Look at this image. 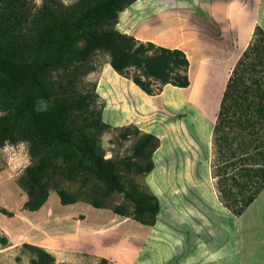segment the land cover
<instances>
[{"label": "trees", "instance_id": "obj_1", "mask_svg": "<svg viewBox=\"0 0 264 264\" xmlns=\"http://www.w3.org/2000/svg\"><path fill=\"white\" fill-rule=\"evenodd\" d=\"M135 1L77 0L62 8L56 0H44L27 25L24 0H0V148L28 146L31 164L18 179L27 196L25 210L44 207L55 175L69 181L79 178L83 186L92 178L94 208H105L106 198L120 194L123 202L112 208L115 215L155 224L158 199L125 181L119 166L127 172L150 173L159 140L124 127L121 140L138 136L132 155L120 161L105 159L98 135L108 125L93 108L95 93L72 88L73 77L97 51L107 53L113 71L148 96L166 85L189 87V61L182 50L141 43L114 29L119 13ZM212 147L219 200L240 216L264 189V31L259 27L225 84ZM57 195L61 207L78 202L65 190H57ZM0 213L13 216L3 208ZM0 243L5 245L7 239ZM25 247L35 255L31 264H68L56 263L38 247Z\"/></svg>", "mask_w": 264, "mask_h": 264}, {"label": "rangeland", "instance_id": "obj_2", "mask_svg": "<svg viewBox=\"0 0 264 264\" xmlns=\"http://www.w3.org/2000/svg\"><path fill=\"white\" fill-rule=\"evenodd\" d=\"M24 1L26 6L23 11L28 25L44 0ZM56 1L62 8L72 7L77 2ZM114 29L129 36L132 24H129L126 9L119 15ZM223 42L220 40L213 44H217L220 49L226 48V41ZM151 43L159 46L157 42ZM197 53L195 56H199ZM241 54L236 51L226 56L211 50L204 52L203 57H196V68L204 70H201V75L196 69L198 79L203 77V92L209 89V93L207 95L205 92L201 100L198 98L200 103L194 107L166 101L162 97L170 88L165 86L159 94L147 95L145 98L130 79L119 74L120 77H117L109 70V55L103 51L95 52L73 77L72 88L76 93H95L93 108L108 125L98 135L105 159L120 161L132 155V146L138 136L132 135L128 140H121L119 136L124 127H135L139 135L150 133L159 140V147L152 155L154 169L150 173L127 172L122 166H119V170L125 181L135 182L143 191L158 199L162 209L160 223L167 221L168 231L163 237L170 235L169 240L179 241L176 243L178 248L173 249L172 264L184 258L205 262L208 254L215 264H264V246L258 242L264 235L260 228V223L264 224V194L238 220L223 211L216 202L214 204L212 196L214 190L219 200L216 180L213 179V127L225 84ZM208 67L209 71H206ZM130 74L132 71H129ZM30 164L26 143L0 148V208L13 214L9 218L0 213V239H7L5 245L0 243V264H31L35 255L25 247L26 244L42 249L56 263L98 264L102 259L101 250L106 255V251L111 250L118 241L129 240V229L139 227L138 222L131 218H123L127 220L117 224L112 208L123 202L120 194L106 198L103 209L91 205L96 183L92 178H88L83 186L79 178L69 181L55 175L49 180V199L44 207L36 212L25 210L23 205L27 196L19 187L18 179ZM60 189L76 196L78 202L72 207H61L57 195ZM258 211L260 221L257 218ZM110 224H117L114 230L105 228L110 227ZM86 227L88 235L79 236ZM206 227H210L213 234L208 235L203 231ZM53 239L54 246H51ZM204 248L209 250L207 255ZM157 257L154 262L158 261ZM210 261L208 264H211ZM107 264L115 263L107 260Z\"/></svg>", "mask_w": 264, "mask_h": 264}, {"label": "crops", "instance_id": "obj_3", "mask_svg": "<svg viewBox=\"0 0 264 264\" xmlns=\"http://www.w3.org/2000/svg\"><path fill=\"white\" fill-rule=\"evenodd\" d=\"M126 12H128L129 24H132L129 36L137 40L157 42L159 46L168 49L182 50L186 56L189 52H198L197 55L201 57L204 52L211 50L213 53H222L226 56H231L236 51L242 53L250 43L256 27L264 31V0H137L126 8ZM216 39L223 40V43L226 41V48L220 49L217 44H213L214 42L219 43V41H214ZM170 86L166 85L165 88ZM263 194L264 189L244 212L251 209ZM212 196L213 203L216 202L223 211L236 220L244 215V212L240 216L232 214L218 200L214 190H212ZM161 212L160 208L153 226L138 223V228L133 227L128 230L129 240L127 242L124 239L118 241L111 250L106 251V255L101 250L102 259L115 264H169L172 260L173 249L178 248L176 243L179 241L169 240L170 235L167 238L163 237L168 229L165 224L167 221L160 223ZM262 214L263 212L260 215L261 220L263 219ZM113 215L117 218V224H120L121 220H127L123 218H128L114 213ZM257 218L260 221L259 211ZM63 219L66 218L63 217ZM116 225L105 228L114 230ZM260 226L264 233V224L260 223ZM206 228L203 231L208 235L213 234L210 227ZM257 229H259L258 226ZM84 234L88 235L87 227L79 236ZM97 237L99 236L96 235V239ZM260 238L258 242L264 246V235ZM54 239L51 246H54ZM204 251L205 255L209 253L208 248H204ZM160 255L163 256L160 257ZM155 257L158 259L156 262H154ZM206 259L207 261L200 263L184 258L176 264H208V260H211V264H215L209 254Z\"/></svg>", "mask_w": 264, "mask_h": 264}, {"label": "bare ground", "instance_id": "obj_4", "mask_svg": "<svg viewBox=\"0 0 264 264\" xmlns=\"http://www.w3.org/2000/svg\"><path fill=\"white\" fill-rule=\"evenodd\" d=\"M196 54L195 53H193V52H189L188 53V60L190 61V67H189V70H188V77H189V81H190V85H189V87L187 88V89H177V88H175V87H169L170 88V90H167V92L166 93H164L163 94V97L162 98H164V99H166V101H168V102H174V103H177V104H179V105H190V106H192V107H194L196 104L197 105H199V101L201 100V99H203L202 97H203V95L205 94L206 95V93H207V95H208V90H206L205 92H203L204 91V89H205V85H202V81H203V77H202V79H198V74H197V68H196V66L198 67V65H197V63H198V60H197V58L196 57H199V56H195ZM203 57V56H202ZM207 60H208V58H207ZM213 60V59H212ZM205 62H207V61H205ZM213 62H211V64H212ZM199 64H200V62H199ZM207 64V63H206ZM210 64V63H209ZM210 64V65H211ZM210 65H207V66H209L210 67ZM212 65H214V64H212ZM201 66V65H200ZM109 67V70H111L112 72H113V74L115 75V76H117V77H120L115 71H113V69L110 67V66H108ZM209 67H208V69H205L206 71L208 70L209 71ZM200 68V73H201V75H202V72H201V67H199ZM212 67H210V69H211ZM225 68V67H224ZM197 69V70H196ZM202 71H204V70H202ZM206 71H205V74H207L206 73ZM211 72V71H210ZM212 74H215L214 72H212ZM209 75H211L210 73H209ZM203 76H204V73H203ZM200 77V78H201ZM212 77V76H211ZM214 77L216 78V76L214 75ZM210 77H208V79H209ZM213 78V77H212ZM212 78H211V80H212ZM198 80H199V82H198ZM205 81H208V80H205ZM213 81V80H212ZM132 84V83H131ZM206 84V83H205ZM213 84V83H212ZM133 85V84H132ZM214 85V84H213ZM134 86V85H133ZM208 86V85H207ZM209 86H211V85H209ZM135 87V86H134ZM210 88V87H209ZM212 91V90H211ZM189 93H191V94H189ZM203 93V94H202ZM212 93V92H211ZM210 93V94H211ZM141 94H142V96H144L145 98L147 97L142 91H141ZM186 95H190V96H186ZM205 95H204V97H205ZM189 97V98H188ZM161 98V97H160ZM200 100H199V99ZM210 98V97H209ZM160 100V99H159ZM209 100H212V98H210ZM199 102V103H198ZM203 102V101H202ZM205 102V101H204ZM207 102V101H206ZM207 104H209L208 102H207ZM196 105V106H197ZM201 105V104H200ZM203 106V105H202ZM206 106V105H205ZM209 106V105H208ZM207 106V107H208ZM213 106V105H212ZM211 106V107H212ZM191 107V108H192ZM198 108H199V106H198ZM197 109V108H196ZM207 109V108H206ZM213 109V108H212ZM199 111V110H198ZM203 111V110H202ZM200 112V111H199ZM203 112H205V111H203ZM211 112H212V110H211ZM201 113V112H200ZM206 115V114H205ZM209 117V116H208ZM198 119V118H197ZM207 121V120H206ZM198 122V121H197ZM202 130H203V128H202ZM204 131V130H203ZM153 176V175H152Z\"/></svg>", "mask_w": 264, "mask_h": 264}]
</instances>
